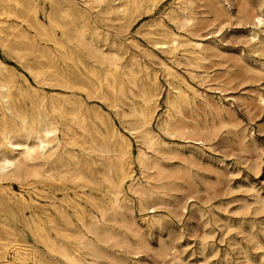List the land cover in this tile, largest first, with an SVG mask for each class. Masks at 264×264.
<instances>
[{"label": "rangeland", "instance_id": "1", "mask_svg": "<svg viewBox=\"0 0 264 264\" xmlns=\"http://www.w3.org/2000/svg\"><path fill=\"white\" fill-rule=\"evenodd\" d=\"M20 1L34 6L44 27L61 36L50 19L58 18L66 0ZM106 2L92 10L88 33L95 21L98 39L106 37L109 44L114 43L103 49L118 55L122 71L116 81L123 86L111 89L105 83L107 67L73 45L68 44L60 55L54 44L22 21L24 17L32 20V13L17 9L13 15L0 16L4 23L0 24V59L15 80L26 77L35 84L24 66L46 71L50 80L58 78L61 70L78 68L105 97L88 99V106L113 121L115 134L130 140V178L124 185L118 223L113 225L119 240L97 243V263L264 264V104L258 99L264 96V27L255 26L249 18L237 19L242 5L264 14V0H229L235 15L231 21L218 19L203 2L195 3L193 33L178 29L170 19L171 11H182L183 0H165L151 14L134 21L119 13L102 14ZM8 24L18 26L14 36L24 33L22 65L2 46L3 40H14L12 34L8 36ZM169 31L202 42L207 50L204 59L194 58L188 46L172 54L157 49L154 42L167 40L164 33ZM143 88L157 96L151 127L162 142L156 151L146 150L157 165L144 175L137 160L144 145L138 135L130 134L136 118L123 104L128 99L141 103ZM43 89L48 95L62 92ZM114 100L121 101L120 108L111 107ZM144 186L153 198L135 192ZM0 187L12 197L26 198L21 205L0 204V257H5L0 261H13L20 253L16 264H31L39 258L44 264H55L54 254L30 229L44 219L41 207L52 211L49 201L23 182L5 181ZM93 196L98 197L95 192ZM80 203L88 215H98L91 204ZM76 254L87 256V251Z\"/></svg>", "mask_w": 264, "mask_h": 264}, {"label": "bare ground", "instance_id": "2", "mask_svg": "<svg viewBox=\"0 0 264 264\" xmlns=\"http://www.w3.org/2000/svg\"><path fill=\"white\" fill-rule=\"evenodd\" d=\"M163 1L66 0L65 7L58 9V18L50 19L52 26L60 30V37L54 30L48 31L44 27L37 17L36 8L28 1L26 5L20 0H0V16L13 15L17 9L32 13V20L24 17L22 21L34 28L37 35L54 44L60 55L69 45H73L107 67L105 83L111 89L119 84L116 76L122 68L117 54L104 51L103 47H113L114 43L109 44L106 37L102 41L98 39L100 33L95 21L92 32L88 33L92 10L106 2L102 14L119 13L134 21L141 15L151 14ZM201 2L218 19L231 21L235 17L229 0H183L181 12L171 11V21L178 29L193 33L196 27L191 24L194 20L191 11L195 3ZM243 18L251 19L255 26L264 27V14L246 5H242L237 16V19ZM6 28L8 36L18 30L16 24H8ZM164 34L167 40L154 42L157 49L172 54L178 47L188 46L194 58L204 59L202 54L207 50L202 42L185 39L170 31ZM23 39L21 30L13 41H2V46L15 56L20 65L23 63ZM24 67L33 76L35 84L26 77L15 80L14 74L0 59V183L18 181L23 182L25 187L33 185L41 192V197L49 201L48 206L52 211L41 207L45 217L30 229L40 244L54 254L55 264H98L97 243L108 244L119 240L113 225L118 223L116 215L123 209L124 185L130 178V140L123 134H115L111 124L113 121L110 123L98 109L88 106V99L105 97L99 96L100 89L90 85L88 78L78 68L67 72L61 70L58 78L50 80L45 76L46 71ZM165 67L172 71L171 67ZM89 73L94 74V71L90 70ZM183 82L188 86L185 80ZM47 87L63 93L48 95L43 89ZM156 97L143 88L141 103L131 99L123 103L136 118L130 134L138 135L144 145L145 150L139 149L137 157L143 175L157 165L146 150L156 151V147L162 144L151 127L157 108ZM258 99L264 104V96L259 95ZM120 103L114 100L111 107L120 108ZM177 125L175 123L174 127L179 129ZM197 142L203 144V141ZM94 192L98 197L93 196ZM135 192L153 198L152 192L145 186L138 187ZM58 194L64 197L58 199ZM25 200L22 196H10L4 187H0V204L7 205L14 201V204L21 205ZM82 201L91 204L98 215H88L80 203ZM80 250L87 251L89 259L78 256L76 252ZM39 259L31 264H44ZM16 260H21L20 253L13 261L2 260L0 264H16Z\"/></svg>", "mask_w": 264, "mask_h": 264}]
</instances>
